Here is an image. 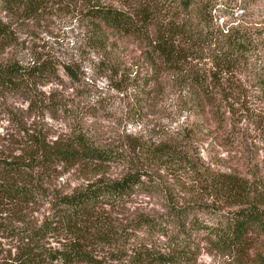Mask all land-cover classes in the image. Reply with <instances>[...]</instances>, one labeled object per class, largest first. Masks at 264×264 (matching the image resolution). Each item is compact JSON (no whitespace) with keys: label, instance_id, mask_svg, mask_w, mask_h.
<instances>
[{"label":"rangeland","instance_id":"1","mask_svg":"<svg viewBox=\"0 0 264 264\" xmlns=\"http://www.w3.org/2000/svg\"><path fill=\"white\" fill-rule=\"evenodd\" d=\"M105 1L128 8L120 0ZM203 1L213 23L252 33L264 52V0ZM0 16L9 22L13 35L0 50L1 63L27 67L44 61L55 69L50 76L35 74L17 90L0 88V144L11 148L31 134L55 139L81 132L124 157L87 175L77 167L58 166L43 184L46 191L70 192L89 181L116 179L127 169L140 167L155 186L114 208L112 218L123 225L141 216L170 221L151 230L128 226L118 247L104 246V251L117 252V264H258L264 255V233L249 232L241 248L221 245L211 233L238 206L218 200L204 175L226 173L264 187L263 93L251 86L245 110L219 124L209 114L187 109L184 92L172 87L167 76L156 90H149L151 84L142 90L148 73L142 44L109 33L105 47L94 45L81 0H54L30 18L3 11ZM66 64L76 78L66 75ZM160 142L171 148L180 145L187 158L173 153L153 158L145 152ZM194 202L205 206L189 207L191 212L180 218L173 215L174 209ZM45 211L46 204L28 210L33 221ZM176 245L185 248L179 254L188 252L185 260L172 255ZM163 257L175 261L164 263Z\"/></svg>","mask_w":264,"mask_h":264},{"label":"trees","instance_id":"2","mask_svg":"<svg viewBox=\"0 0 264 264\" xmlns=\"http://www.w3.org/2000/svg\"><path fill=\"white\" fill-rule=\"evenodd\" d=\"M53 1L0 0V12L30 18ZM81 2L91 22L94 45L105 47L109 33L142 44L148 69L142 90L150 84L149 90H156L167 76L172 87L179 86L184 92L187 109L209 114L219 124L245 110L251 86L264 94V52L258 49L255 37L213 23L210 7L203 0H120L127 9L105 0ZM12 38L9 22L0 16V50ZM63 68L66 75L76 78L70 65ZM54 72L44 61L27 67L0 62V88L17 90L37 73L50 76ZM19 144L11 148L0 144V264H117V252L104 251V246L118 247L128 226L151 230L170 221L141 216L123 225L113 220L111 211L132 195L155 190L143 167L127 169L116 179L89 181L70 192L44 189V182L58 166L77 167L87 175L124 158L85 134L55 139L31 134ZM145 149L153 158L171 153L187 158L180 145L171 148L160 142ZM204 176L218 200L238 206L223 226L211 231L221 245L241 248L249 232L264 233L263 186L226 173ZM37 204H46V211L33 221L28 210ZM203 206L202 202L190 203L174 209L173 215L180 218L191 212L189 207L201 210ZM177 248L172 255L185 260L188 252L179 254L185 248ZM173 260L162 259L164 263ZM257 263L264 264V255Z\"/></svg>","mask_w":264,"mask_h":264}]
</instances>
